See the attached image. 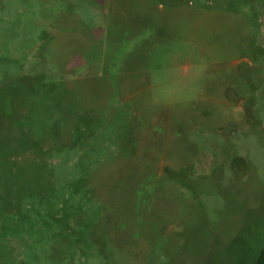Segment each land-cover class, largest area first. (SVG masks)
I'll return each instance as SVG.
<instances>
[{
	"label": "rangeland",
	"instance_id": "1",
	"mask_svg": "<svg viewBox=\"0 0 264 264\" xmlns=\"http://www.w3.org/2000/svg\"><path fill=\"white\" fill-rule=\"evenodd\" d=\"M264 0H0V264H257Z\"/></svg>",
	"mask_w": 264,
	"mask_h": 264
},
{
	"label": "trees",
	"instance_id": "2",
	"mask_svg": "<svg viewBox=\"0 0 264 264\" xmlns=\"http://www.w3.org/2000/svg\"><path fill=\"white\" fill-rule=\"evenodd\" d=\"M257 264H264V251H262L261 256H260Z\"/></svg>",
	"mask_w": 264,
	"mask_h": 264
}]
</instances>
